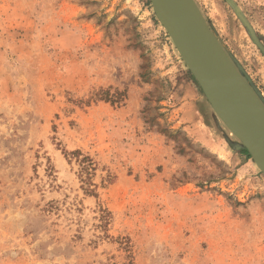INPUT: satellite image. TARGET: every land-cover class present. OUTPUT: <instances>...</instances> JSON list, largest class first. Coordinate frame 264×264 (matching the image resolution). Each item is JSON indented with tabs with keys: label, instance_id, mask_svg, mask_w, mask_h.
<instances>
[{
	"label": "rangeland",
	"instance_id": "1",
	"mask_svg": "<svg viewBox=\"0 0 264 264\" xmlns=\"http://www.w3.org/2000/svg\"><path fill=\"white\" fill-rule=\"evenodd\" d=\"M194 2L264 104V0ZM191 77L149 0H0V264H264V174Z\"/></svg>",
	"mask_w": 264,
	"mask_h": 264
},
{
	"label": "water",
	"instance_id": "2",
	"mask_svg": "<svg viewBox=\"0 0 264 264\" xmlns=\"http://www.w3.org/2000/svg\"><path fill=\"white\" fill-rule=\"evenodd\" d=\"M149 2L212 111L264 174V104L255 90L235 67L194 0ZM235 11L264 56V45L239 10Z\"/></svg>",
	"mask_w": 264,
	"mask_h": 264
},
{
	"label": "trees",
	"instance_id": "3",
	"mask_svg": "<svg viewBox=\"0 0 264 264\" xmlns=\"http://www.w3.org/2000/svg\"><path fill=\"white\" fill-rule=\"evenodd\" d=\"M191 79L193 80V78L191 77ZM241 153H243L244 155L247 156V152L246 151H242ZM83 162V161H82ZM84 168H82V170H85V172H87L88 166H83Z\"/></svg>",
	"mask_w": 264,
	"mask_h": 264
},
{
	"label": "bare ground",
	"instance_id": "4",
	"mask_svg": "<svg viewBox=\"0 0 264 264\" xmlns=\"http://www.w3.org/2000/svg\"><path fill=\"white\" fill-rule=\"evenodd\" d=\"M221 122V121H220ZM231 133V132H230ZM232 134V133H231ZM232 136H233V134H232Z\"/></svg>",
	"mask_w": 264,
	"mask_h": 264
}]
</instances>
